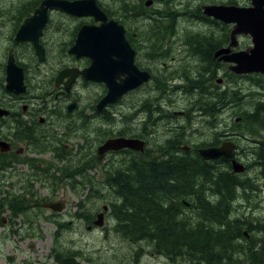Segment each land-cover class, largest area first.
Returning a JSON list of instances; mask_svg holds the SVG:
<instances>
[{
    "label": "flooded vegetation",
    "instance_id": "af4514ba",
    "mask_svg": "<svg viewBox=\"0 0 264 264\" xmlns=\"http://www.w3.org/2000/svg\"><path fill=\"white\" fill-rule=\"evenodd\" d=\"M42 1L18 0L9 7L6 0H0V247L23 239L26 231L39 233L38 228L31 227L43 218L54 220L57 229L58 224L68 223L76 230L75 222L78 227L85 224L89 230L101 227L95 224L99 214H104V220L121 204L119 173L126 170L129 175V166L131 172L140 166L142 174L153 173L154 166H159L161 173L172 167L171 173L165 174L172 183L167 186L166 195L177 198L180 193L191 192L182 199L181 206L189 228L217 225L201 220L205 213L196 200L200 191L197 184L185 183L181 173L189 166L203 171L198 161L211 166L217 177L224 172L223 177L231 184L232 179L237 181L236 196L232 198L237 211L243 208V216L253 223L264 221V71L249 69L246 66L250 63L240 61L245 54H252L251 35L234 36L236 23L205 14L203 2L198 5L202 13L195 8L190 11L200 22L196 23L199 27H187L181 22V30L170 32L159 29L168 28L173 17L164 0L163 9H156L154 0H126L125 7L118 1L117 10L128 12L118 16L109 15L103 9L107 4L97 0L109 20L114 18L125 26L135 50L137 70L149 73L148 81L100 108L108 91L104 81L87 79L83 74L65 76L59 83L56 78L63 69L81 71L92 64L90 57H77L70 49L83 25H100L102 21L63 10L73 22L69 40L62 42L61 48L56 46L57 59H52L48 72H44L42 65L50 58L44 37L51 22L50 12L62 9H50L49 21L40 37L46 51L44 61L39 60L31 41L17 39L25 20ZM252 2L221 0L207 4L249 8ZM139 9L143 10L137 14ZM177 16L174 18L180 22ZM196 36L209 40L202 46L186 42L187 37ZM221 49L227 52L219 54ZM11 57L24 69V92L16 93L6 86ZM69 59L71 62H67ZM144 89L147 94L140 95ZM129 95L140 96L129 106L123 105L129 109L124 112L121 104ZM247 96H253V101ZM112 139L137 140L135 145L142 142V148L107 149L105 145ZM209 149H222L227 154L206 158L202 151ZM234 161L245 169L235 172ZM136 181L137 178L133 180L134 190L139 191ZM36 184L46 188L48 195L38 194ZM205 186L206 198L216 203L219 190L210 182ZM73 192L78 196L77 203ZM49 203H57L61 209L46 206ZM69 206L68 215L60 214ZM45 210L51 215H46ZM91 211L96 216L94 224L87 220ZM61 215L63 219L55 218ZM246 230L243 240L253 234ZM250 243L247 240L246 244ZM248 247L244 250L249 251ZM195 255L201 258V253ZM73 256L81 262L88 259L82 250L58 259L57 251L53 254L58 264L61 258Z\"/></svg>",
    "mask_w": 264,
    "mask_h": 264
},
{
    "label": "trees",
    "instance_id": "16d2710c",
    "mask_svg": "<svg viewBox=\"0 0 264 264\" xmlns=\"http://www.w3.org/2000/svg\"><path fill=\"white\" fill-rule=\"evenodd\" d=\"M118 1L124 7L126 6V0ZM139 1L143 2L142 0ZM154 1L156 4L161 2V0ZM164 1L165 8L171 10L173 17L168 28L159 27V29H168L171 32L180 28L174 18V15H178V11L169 8V5H172V0ZM198 5L196 4L193 8L202 13ZM137 7L134 6L135 9ZM163 8L164 5L161 9ZM103 9L109 15L128 14L127 11L121 12L108 5H104ZM142 10L139 9L137 14ZM175 24L177 25L175 26ZM207 39L197 36L187 37L186 42L190 45L202 46ZM130 41L132 43L131 38ZM197 164L203 171L192 170L189 166L181 173L185 183L197 184L200 191L196 200L202 204V210L205 213L201 220L214 221L217 225L197 229L189 228L188 219L185 220L181 215V206L183 205L182 199L187 198L191 192L180 193L177 198L166 195L167 186L172 183L165 174H170L172 167L169 166L170 170L164 168L161 173V168L158 170L159 166H154L153 173L147 171V173L142 174L140 166L133 167V172L130 171L131 166H129L130 176L126 170H121L119 173L122 176V185L119 187L121 190L119 194L122 195V197L120 196L121 204L108 214L114 222V225L111 226L112 232L127 241L152 243L158 252L167 255H169L168 253L178 255L181 249L186 248L187 253L194 252V256L190 257L191 261H186V264H197L195 254L198 255V253H201L207 264H264V241L262 242L264 239V221L253 223L247 216H243L244 214L237 213L236 205L233 204L232 199L236 196L237 181L232 179L231 184L227 177H223L224 172L217 177V174L212 171L213 168L204 161H198ZM136 178V182L140 185L139 191L134 190L133 180ZM211 178L214 181H211ZM207 182L219 190L220 197L216 203H212L206 198L207 187L205 185ZM209 210L215 212L209 214ZM72 216L76 217L75 214ZM95 218L96 216L92 211L87 215L89 224H94ZM70 229L71 226L68 223L60 226L58 224V229L54 232V240L56 241L54 250L57 251V259L65 254L75 255L81 252V250L71 248L57 249L60 246L63 231ZM246 229L253 234L251 238L246 237L243 240ZM104 230L107 233L109 231ZM247 240H251V243L246 244ZM260 242H262L261 245H259ZM247 246H249V251L244 250ZM241 251H243V257L240 255ZM138 253L140 254L141 251ZM86 257L88 262L92 260L90 256Z\"/></svg>",
    "mask_w": 264,
    "mask_h": 264
},
{
    "label": "water",
    "instance_id": "95a60500",
    "mask_svg": "<svg viewBox=\"0 0 264 264\" xmlns=\"http://www.w3.org/2000/svg\"><path fill=\"white\" fill-rule=\"evenodd\" d=\"M51 8H59L76 16L92 15L96 21H102L100 25H83L70 49V53L77 57H90L92 64L81 71L74 68L61 70L56 78V83L61 82L65 76L71 74H73V78L83 74L87 79L104 81L108 91L99 104V107L102 108L107 104L116 102L124 94L149 80L148 72L137 70L138 67L134 62L135 50L126 36L125 26L114 18L109 20L107 13L98 5L97 0L42 1L34 14L25 20L17 34V39L28 40L33 43L40 61L45 60L46 52L44 45L40 42V37L49 21ZM204 13L224 22H235L234 36L238 33L251 35L254 43L252 54L249 56L245 54L246 57H241L240 61L250 63L246 66L249 69L264 71V0H253L252 6L249 8L236 5L208 4L204 6ZM226 52V49H221L219 54ZM7 73V88L16 93L24 92L26 89L24 69L15 62L13 57L8 62ZM121 73L127 76L121 78ZM70 84L68 82L67 86ZM135 141L137 140L112 139L105 146L107 149H121L126 146L141 149L142 142L139 141L141 145L136 146ZM202 153L206 158L227 154L222 149L203 150ZM234 163L235 172L245 169L243 165L235 161ZM46 206L61 209L57 203H49ZM103 217L104 214L100 213L95 224L103 226ZM59 264H82V262L73 256L61 258Z\"/></svg>",
    "mask_w": 264,
    "mask_h": 264
},
{
    "label": "rangeland",
    "instance_id": "374dc122",
    "mask_svg": "<svg viewBox=\"0 0 264 264\" xmlns=\"http://www.w3.org/2000/svg\"><path fill=\"white\" fill-rule=\"evenodd\" d=\"M102 1L113 9H117L115 4L118 0ZM212 1L219 2L221 0H172V5H169V8L178 11L177 20L180 21L177 22L178 26L184 23L187 27L197 28L199 26L196 25V23L200 22L190 13L191 9L196 4L201 2H203V5H208L207 2L213 3ZM6 2L7 5L11 7L12 5H15L18 0H6ZM157 5V8L163 7L161 2ZM62 11L63 10L58 11L53 9L50 12L51 22L49 23L44 36L47 42L46 46L48 48L47 51L50 58L47 63L42 65V70L44 72H48L51 60L57 59L55 56L56 46L61 48L62 42L69 40V31L71 30L73 22L68 16L69 13L65 11L64 13ZM188 20L191 22H188ZM66 27H70L69 30H67ZM0 41H2V39ZM26 60H28V58ZM67 62H71V60L69 59ZM257 89L261 88L258 87ZM143 94H147L146 89L140 92V95ZM138 97L134 95L127 96L124 99V103L121 104L123 111H129V109L123 105L129 106L132 100L137 99ZM253 98V96H247V99H249L250 102L253 101ZM35 188H37L38 194H42L43 196L48 195L47 189L43 186L36 184ZM72 197L74 198L75 203H77L78 196L74 194ZM70 207L71 206L67 207L60 214L66 212ZM45 211L46 215H51V211ZM28 213L34 215L32 212ZM237 213L245 214V211L243 208H240ZM68 214L69 213L66 212L64 215ZM64 215L55 216V218L58 219L60 217L63 219ZM71 220V218H66V221ZM104 220H106V222L103 226H101L102 228H97L95 230H89L85 224H81L83 227H78L75 222L74 226L76 227V230L70 229L65 232L63 231L60 246L62 248L81 249L84 252V255L92 258L89 262L86 259H83L82 264H180L188 260L191 261L190 257L194 256V252L187 253L186 248L181 249V252L178 255L168 253L170 255L169 256L155 250L154 245L152 243H148L147 241H127L118 236L115 232H112L111 226L114 225V222L109 216H107L106 219L104 218ZM35 223L36 224H34L31 229L38 228L39 233L36 235L33 233L29 234V232L25 230L26 235L23 239H17L15 243L10 241L8 246L0 247V264H58L55 262L53 257L55 251L54 232L57 230L54 220H47L43 218L36 220ZM104 229L109 230L108 233ZM246 231L249 233L248 230ZM12 238L13 236H11V239ZM138 251H141V253L139 254ZM195 261L197 264H207L206 260L203 259V256H201V258H197L196 256Z\"/></svg>",
    "mask_w": 264,
    "mask_h": 264
},
{
    "label": "bare ground",
    "instance_id": "6f19581e",
    "mask_svg": "<svg viewBox=\"0 0 264 264\" xmlns=\"http://www.w3.org/2000/svg\"><path fill=\"white\" fill-rule=\"evenodd\" d=\"M45 144V143H44ZM40 145V144H39ZM42 146V145H41ZM23 180V179H22ZM248 189V188H247ZM249 220V219H248ZM257 221V220H256Z\"/></svg>",
    "mask_w": 264,
    "mask_h": 264
}]
</instances>
